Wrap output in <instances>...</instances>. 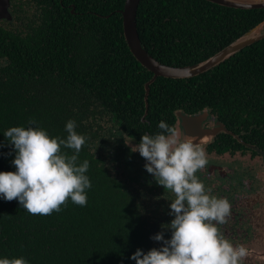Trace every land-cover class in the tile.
<instances>
[{"label": "trees", "instance_id": "trees-1", "mask_svg": "<svg viewBox=\"0 0 264 264\" xmlns=\"http://www.w3.org/2000/svg\"><path fill=\"white\" fill-rule=\"evenodd\" d=\"M32 2L37 10L17 2L13 21L0 24V171H15L7 128L35 121L50 136L66 138L65 123L72 119L86 137L78 162L89 161L92 187L85 206L69 198L51 215L0 199V257L23 256L29 264H135L128 257L141 244L119 229L127 213L98 166L99 133L112 130L114 119L119 133L139 141L161 131L160 120L174 126L176 111L208 110L264 141V39L196 77H158L149 87L143 123L144 85L153 74L125 42V0H30L26 6ZM262 23L264 33V9L205 0H141L136 14L141 46L171 67L205 61Z\"/></svg>", "mask_w": 264, "mask_h": 264}, {"label": "clouds", "instance_id": "clouds-1", "mask_svg": "<svg viewBox=\"0 0 264 264\" xmlns=\"http://www.w3.org/2000/svg\"><path fill=\"white\" fill-rule=\"evenodd\" d=\"M30 121L27 126H11L3 136L14 153L15 171H0V199L17 200L33 215L59 212L70 198L85 206L92 187L86 173L89 161L78 162L86 137L75 129L76 122L65 123L66 138L52 137ZM161 131L143 134L130 151L145 159L144 168L156 183L174 194L168 200L170 222L150 239L160 246L144 252L137 248L128 259L135 264H244L245 245H235L220 232L231 213V203L211 195L196 173L208 164L203 146L181 139L176 128L166 121L157 124ZM72 149L69 155L61 149ZM170 231L165 238L164 231ZM0 264H29L23 256L0 257Z\"/></svg>", "mask_w": 264, "mask_h": 264}, {"label": "flooded vegetation", "instance_id": "flooded-vegetation-1", "mask_svg": "<svg viewBox=\"0 0 264 264\" xmlns=\"http://www.w3.org/2000/svg\"><path fill=\"white\" fill-rule=\"evenodd\" d=\"M17 2L25 9L37 10L36 3L26 6L30 0ZM17 2H10L12 17L13 11L19 9L13 6ZM4 21L0 24L4 25ZM178 112L184 116L204 115L191 140L204 147L208 160L205 169L196 173L197 177L209 194L225 197L231 203L229 217L218 225L220 232L233 244L245 245L244 264H264V141L249 136L250 128L225 124L208 110L195 114L175 112L174 127L181 139H186V131ZM111 121V133L110 130L99 133L95 153L98 166L111 182L114 201L127 213L119 229L139 242L141 250L158 248L160 242L150 237L172 219L168 200L174 199V194L156 183L145 170L146 161L138 152L130 151L139 141L127 138L120 130L119 133L116 122ZM163 231L165 238H170V231Z\"/></svg>", "mask_w": 264, "mask_h": 264}, {"label": "water", "instance_id": "water-1", "mask_svg": "<svg viewBox=\"0 0 264 264\" xmlns=\"http://www.w3.org/2000/svg\"><path fill=\"white\" fill-rule=\"evenodd\" d=\"M212 4H216L221 7L237 9V10H258L264 9V0H205ZM141 0H125L124 7L120 12L122 17L123 36L125 42L129 48L130 53L136 59V61L149 72L153 74L152 78L144 85V103L145 113L148 112V94L150 85L158 78H171V79H190L196 77L202 73L209 71L210 69L218 66L225 60L237 52L243 50L246 47L253 45L254 43L264 39L263 23L257 25L252 30L244 33L237 40L220 50L212 57L202 61L200 63L185 66V67H171L161 64L153 57L147 54V51L141 46L139 35L136 28V14L138 6ZM9 0H0V21H12L13 17L9 11ZM143 117V118H144ZM177 117L181 121V126L186 131V139L192 137L195 132V128L199 127L201 119L204 115L196 116H184L180 112L177 113Z\"/></svg>", "mask_w": 264, "mask_h": 264}]
</instances>
